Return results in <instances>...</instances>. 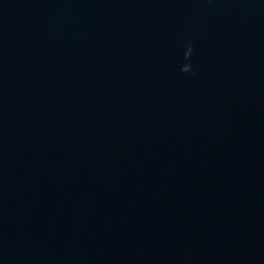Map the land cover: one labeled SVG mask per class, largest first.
I'll use <instances>...</instances> for the list:
<instances>
[{
	"label": "water",
	"instance_id": "1",
	"mask_svg": "<svg viewBox=\"0 0 264 264\" xmlns=\"http://www.w3.org/2000/svg\"><path fill=\"white\" fill-rule=\"evenodd\" d=\"M253 1L0 0V264L135 263Z\"/></svg>",
	"mask_w": 264,
	"mask_h": 264
},
{
	"label": "clouds",
	"instance_id": "2",
	"mask_svg": "<svg viewBox=\"0 0 264 264\" xmlns=\"http://www.w3.org/2000/svg\"><path fill=\"white\" fill-rule=\"evenodd\" d=\"M187 42V41H186Z\"/></svg>",
	"mask_w": 264,
	"mask_h": 264
}]
</instances>
